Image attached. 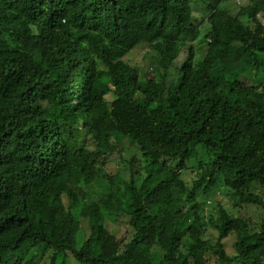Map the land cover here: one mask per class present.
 Masks as SVG:
<instances>
[{
  "label": "trees",
  "instance_id": "trees-1",
  "mask_svg": "<svg viewBox=\"0 0 264 264\" xmlns=\"http://www.w3.org/2000/svg\"><path fill=\"white\" fill-rule=\"evenodd\" d=\"M0 264H264V0H0Z\"/></svg>",
  "mask_w": 264,
  "mask_h": 264
},
{
  "label": "rangeland",
  "instance_id": "rangeland-1",
  "mask_svg": "<svg viewBox=\"0 0 264 264\" xmlns=\"http://www.w3.org/2000/svg\"><path fill=\"white\" fill-rule=\"evenodd\" d=\"M194 46L197 49L198 55L201 57V54H203L206 50L207 42L204 38L201 37V39L195 40ZM143 55L145 58L144 65L147 66L150 70L154 71V69L150 65L152 58L155 61V58L153 57L155 56L154 53L152 51L150 52L149 50H147L143 52ZM128 59L129 61L132 62L131 55L128 57ZM130 156H131V150L129 149L124 151V154L122 155L123 158H129ZM106 157H107L106 160H103V163H101V166L105 169V171L108 172L109 174L118 173L120 176L127 178L126 176L128 173L127 168H126L127 164L123 162L115 153H110ZM191 163H189V165H191ZM191 173L192 172L190 171H186L183 174L186 180L191 179L192 177ZM99 184L100 185H97L94 188H92L95 194L94 197H97L98 193L106 187L105 184H101V183ZM198 195L202 201H205L204 214H205L207 221L210 218H212L213 215L216 216V211L214 207L217 204V202L220 201L225 206L230 207V209L232 210L234 214L240 215L244 218L246 217L248 219V222H250L253 226H258L260 223V215H261L260 209L256 205H252V204H243L241 208L236 207L237 200L229 196L227 188L221 183L213 187L210 193L205 194L199 191ZM207 226L210 227L209 229H211V232L216 233V229L214 227H211V223H208ZM207 236H211V234L207 233ZM233 242H234V238L233 236H230V235L225 240V245L229 253L234 252ZM103 246L105 247V249H109L110 246H112V237L104 236Z\"/></svg>",
  "mask_w": 264,
  "mask_h": 264
}]
</instances>
